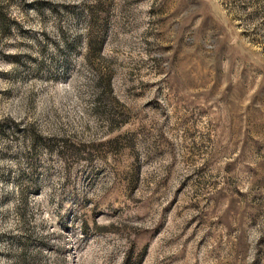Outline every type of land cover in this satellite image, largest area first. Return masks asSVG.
I'll return each mask as SVG.
<instances>
[{
	"label": "rangeland",
	"instance_id": "obj_1",
	"mask_svg": "<svg viewBox=\"0 0 264 264\" xmlns=\"http://www.w3.org/2000/svg\"><path fill=\"white\" fill-rule=\"evenodd\" d=\"M0 264H264V0H0Z\"/></svg>",
	"mask_w": 264,
	"mask_h": 264
}]
</instances>
